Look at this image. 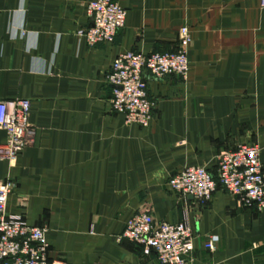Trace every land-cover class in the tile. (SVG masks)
Listing matches in <instances>:
<instances>
[{"label": "crops", "instance_id": "1", "mask_svg": "<svg viewBox=\"0 0 264 264\" xmlns=\"http://www.w3.org/2000/svg\"><path fill=\"white\" fill-rule=\"evenodd\" d=\"M93 0H0V101H29L32 144L0 158L7 211L46 229L47 260L62 264H159L118 239L125 221L184 222L187 264H264V209L239 205L216 186L203 205L168 191L169 177L256 145L264 171V10L258 0H111L125 12L111 44L87 46ZM190 36L188 73L155 79L142 71L153 103L146 127L111 111L105 83L125 51L174 52ZM5 138L0 129V144ZM211 235L214 251L203 248Z\"/></svg>", "mask_w": 264, "mask_h": 264}, {"label": "built area", "instance_id": "2", "mask_svg": "<svg viewBox=\"0 0 264 264\" xmlns=\"http://www.w3.org/2000/svg\"><path fill=\"white\" fill-rule=\"evenodd\" d=\"M258 4L264 10V0H258ZM84 13L90 25L74 34L90 47L111 44L116 31L124 26L125 12L111 0L90 1ZM189 43L188 30L182 27L174 52L143 55L125 51L117 55L105 76V83L111 88V111L121 114L126 124L146 127L153 103L147 97L142 71L155 79L184 80L188 73ZM28 112L26 99L0 101V129L5 134L0 144L1 159L11 160L32 144L34 130ZM166 185L169 192L190 197L199 205L206 203L219 186L242 207L264 209V171L256 145L240 144L233 151L219 152L215 157L214 178L203 167L188 166L169 177ZM10 191V183H0V264H62L47 260L46 229L29 226L19 215L7 211ZM118 239L139 247L145 256L153 253L159 264H187L186 257L193 250L192 235L184 222H154L147 211L131 215ZM216 243L217 237L211 235L203 248L214 251Z\"/></svg>", "mask_w": 264, "mask_h": 264}]
</instances>
